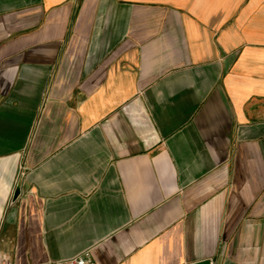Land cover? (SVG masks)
Instances as JSON below:
<instances>
[{
	"label": "crops",
	"instance_id": "1",
	"mask_svg": "<svg viewBox=\"0 0 264 264\" xmlns=\"http://www.w3.org/2000/svg\"><path fill=\"white\" fill-rule=\"evenodd\" d=\"M86 250L264 264V0H0V252Z\"/></svg>",
	"mask_w": 264,
	"mask_h": 264
},
{
	"label": "built area",
	"instance_id": "2",
	"mask_svg": "<svg viewBox=\"0 0 264 264\" xmlns=\"http://www.w3.org/2000/svg\"><path fill=\"white\" fill-rule=\"evenodd\" d=\"M0 264H15L14 258L4 252H0ZM52 264H98L92 254L91 250H86L75 257L56 260ZM206 264H218L217 260L211 258Z\"/></svg>",
	"mask_w": 264,
	"mask_h": 264
},
{
	"label": "water",
	"instance_id": "3",
	"mask_svg": "<svg viewBox=\"0 0 264 264\" xmlns=\"http://www.w3.org/2000/svg\"><path fill=\"white\" fill-rule=\"evenodd\" d=\"M20 192H21V183H19L17 187L16 193H15V199L20 195Z\"/></svg>",
	"mask_w": 264,
	"mask_h": 264
}]
</instances>
